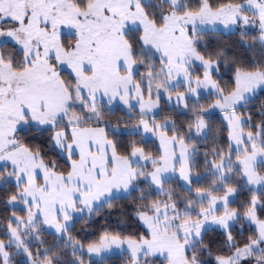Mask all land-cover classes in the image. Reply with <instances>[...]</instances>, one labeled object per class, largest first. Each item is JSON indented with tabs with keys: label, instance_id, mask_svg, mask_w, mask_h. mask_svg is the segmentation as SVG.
I'll return each mask as SVG.
<instances>
[{
	"label": "snow or ice",
	"instance_id": "1",
	"mask_svg": "<svg viewBox=\"0 0 264 264\" xmlns=\"http://www.w3.org/2000/svg\"><path fill=\"white\" fill-rule=\"evenodd\" d=\"M0 264H264V0H0Z\"/></svg>",
	"mask_w": 264,
	"mask_h": 264
}]
</instances>
